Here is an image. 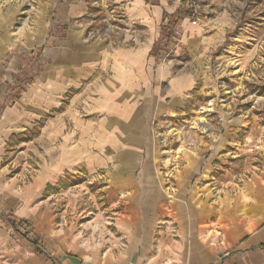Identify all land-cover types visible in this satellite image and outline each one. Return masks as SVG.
I'll return each mask as SVG.
<instances>
[{
	"label": "crops",
	"instance_id": "crops-1",
	"mask_svg": "<svg viewBox=\"0 0 264 264\" xmlns=\"http://www.w3.org/2000/svg\"><path fill=\"white\" fill-rule=\"evenodd\" d=\"M216 1L0 0V264H264V89Z\"/></svg>",
	"mask_w": 264,
	"mask_h": 264
},
{
	"label": "rangeland",
	"instance_id": "rangeland-1",
	"mask_svg": "<svg viewBox=\"0 0 264 264\" xmlns=\"http://www.w3.org/2000/svg\"><path fill=\"white\" fill-rule=\"evenodd\" d=\"M178 2V0H177ZM180 7L184 10V6L182 5V1L179 0ZM217 6L220 8H225L229 15L235 21V25L237 28H240L237 35L239 39L244 38L246 44L248 45V49L246 52V68L245 70L248 73L249 80L247 81V85L250 89L256 88L258 90L263 91L264 89V0H217ZM184 15V11H182ZM182 15V19H183ZM241 29L242 35H241ZM233 40H236L234 38ZM261 78L263 81H260ZM263 87V88H262ZM207 102V101H206ZM210 104V103H209ZM207 108L202 107L198 109L197 112H194L196 116H189L185 119L184 125H178L175 127L173 133H175L176 140L183 136L192 135L193 130H197L201 132V134L206 133L209 130V127L204 126L203 124L198 125L199 121L204 122L208 119L210 114L214 112L213 106H211V111H205ZM218 112V111H217ZM218 115V114H217ZM233 116H239V113L233 112ZM164 125V124H163ZM167 133V132H165ZM207 134V133H206ZM185 140V139H184ZM183 140V141H184ZM184 146H190L188 144ZM178 151H183L182 147H179ZM79 182V180H78ZM79 190L70 191L67 194L65 192H56L52 194V199L57 200V202H63V200L67 197L68 201L71 199H78L82 202V205H86L87 200L83 199ZM64 205L62 208L58 207V212L64 211Z\"/></svg>",
	"mask_w": 264,
	"mask_h": 264
},
{
	"label": "built area",
	"instance_id": "built-area-1",
	"mask_svg": "<svg viewBox=\"0 0 264 264\" xmlns=\"http://www.w3.org/2000/svg\"><path fill=\"white\" fill-rule=\"evenodd\" d=\"M182 5L184 6V15L183 19H187L188 23L195 25L199 22L200 18L202 16H206L209 13L208 5H205V0H181ZM173 28V34L176 38V43H180V40L183 36V26L178 24V22H174L172 25ZM112 29H109V27H105L104 33L108 34L111 33ZM117 35H119L118 32H116ZM220 102H223L224 98L220 99ZM211 109V104H207V110ZM160 119L163 122L162 125H159L157 122L158 120L154 119L153 126L156 127L155 131L159 135L160 143L163 147H167V145L172 141L171 135H175L173 131L175 130V125L169 123V117L166 113H162L160 115ZM177 128V127H176ZM164 132V134H163ZM165 132H167L165 134ZM57 200H54L53 203H56Z\"/></svg>",
	"mask_w": 264,
	"mask_h": 264
}]
</instances>
